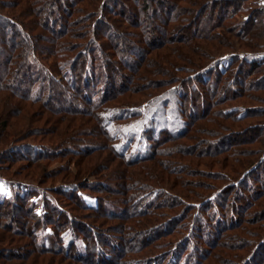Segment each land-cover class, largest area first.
Segmentation results:
<instances>
[{
    "label": "trees",
    "instance_id": "1",
    "mask_svg": "<svg viewBox=\"0 0 264 264\" xmlns=\"http://www.w3.org/2000/svg\"><path fill=\"white\" fill-rule=\"evenodd\" d=\"M1 40L0 132L4 142L23 139L0 152V162L70 166L101 152L109 166L82 170L78 185L0 194V245L9 246L0 247V264L47 256L48 264H264L259 1L0 0ZM214 49L231 50L225 64ZM151 90L178 94L156 110L160 129L152 116L143 123L142 113L126 111ZM38 104L60 143L24 141L42 134L24 113ZM168 113L182 121H165ZM17 117L25 121L11 128ZM133 120L146 130L145 145L113 124ZM108 167L112 174L98 178ZM90 175L98 181L88 185ZM7 208L24 226L11 236Z\"/></svg>",
    "mask_w": 264,
    "mask_h": 264
},
{
    "label": "rangeland",
    "instance_id": "2",
    "mask_svg": "<svg viewBox=\"0 0 264 264\" xmlns=\"http://www.w3.org/2000/svg\"><path fill=\"white\" fill-rule=\"evenodd\" d=\"M257 1H259V5L264 8V0H257ZM20 39L21 38H18L19 42L21 41ZM2 43H3V41L1 40L0 45ZM262 43H264V42H262ZM161 51H163V50H157L156 52H154L153 55H151V57L153 56V58H154V55L158 54ZM236 51H237L238 55H240V56L245 55L244 50H236ZM253 51L254 52H261L260 54H264V44H263V47L261 49H255ZM229 52H231V50L230 51H227V50L223 51L222 50L219 52L216 49H214V50L210 51V53L213 54L215 58H218V57L221 58L222 56H224L221 59L224 62V64L226 62V59L228 57H230V55L227 54ZM0 61H1V59H0ZM159 79L160 80H168L167 77H159ZM158 92L159 91L151 90V92H148V93H152L153 95H151V96H153V97H151V96H149V97L145 96L143 98L139 97L138 100L132 101V103L129 104V106H131V107L126 108L127 109L126 111L127 112L136 111V112L142 113L144 115V118H142L143 123H146V119L147 118L150 119V116H152L151 117L152 120L155 119V122L158 121V123H159V124L158 123L156 124V128L160 129L162 127L160 125V123L163 122V118L161 116V111H159V113L157 114L156 110L159 109V105H161V102H163L164 99H170V100L177 99L178 94L174 95V94H167L166 93L165 95H159L158 96ZM0 97L3 98V94H1ZM4 104L5 103L0 102V129H1V125L3 124L2 123L3 120H2L1 116H2V114L6 113L5 112L6 108L4 107ZM120 105L121 104L113 103L112 106H115L118 109H115L112 111H115L116 114L123 112L121 110L122 108H120ZM169 109L172 110L173 112H176L177 109L179 110L178 106L176 105V103H174V101H173V103ZM31 110L26 109V111L24 112L25 114L31 115L30 116L31 119H29V122L37 123V125H39L41 127V129H43V130H41L39 132V133H42V134H40L41 136H39L38 134H36L35 137L31 136V137L26 138V136H25L24 139H26V140H24V141L27 143L28 142H35V143H41V142L55 143V142H57V143H60L59 142L60 132H58L54 129V123L51 124L49 122H46V119H48V117L44 114H38V112L40 110H43L42 106L40 104H38V105H36L35 108H33L32 111ZM20 119L22 120L23 118L17 117V118L11 119L10 120V124H11L10 127L12 128L15 125L21 124ZM78 119H85V120H89L91 123H94V120L92 118L80 117ZM166 119L167 120H165V121H168L169 123H171L174 126H176L175 122L182 121L181 118L180 119L177 118V120H174L173 117L169 115V113L166 115ZM113 124H114V127L116 129H119L120 134H123V132H126L125 134L130 133L131 135H132V133H136L135 135H137V142H135V143H141V144L145 145L146 140L144 138L145 135L143 137V133L145 134L146 130L144 128H140V125L138 124V122H136V120L130 121L129 124H126V123H124V124L113 123ZM31 133H33V132H31ZM2 138H3V135H1V132H0V152L5 151V150L9 149L11 146L18 144L17 143L18 141L20 143L22 141L21 139H23V137H21V138L20 137L19 138H17V137L11 138L10 137L9 139H7V142H4V140ZM141 144H139V145H141ZM137 145L138 144H132L131 150L133 148L135 149ZM71 146L78 148V149L81 147L80 144H77V143H75ZM136 149H139V148H136ZM72 159L74 162L70 166L68 164V159H65L64 161L58 160L56 162L44 160V161H41V162H38L35 164H31V163L26 162V161H12V162L7 161L6 163L0 162V194L3 197H14L17 193H24V192L28 193L31 191L32 192L37 191L39 193V192H44L45 189L46 190H48V189L52 190V189H55L56 187L60 186L64 182H67V184H75V185L77 183L78 184L79 183H85L82 180V178H83L82 177L83 175L81 174L82 170L89 169V167L90 168L92 167V169L95 170V168L102 161L107 163V166H109L108 165L109 161H104L105 159H108L107 156H105V154H101V152L100 153L97 152L96 154L94 153L91 156H86V157L85 156L84 157H78L77 156V157H74ZM66 165H68L70 167L68 169L71 170V173L67 174L64 172V173L60 174V171H62ZM68 169H66V170H68ZM104 170L99 175V177L90 175L88 178L89 179L88 185H91V184L97 182L98 181L96 179L97 177L101 178V176L104 177L107 174H112L111 173L112 168L110 169L108 167V168H105ZM202 170H205V169L202 168ZM79 172H80V175H79ZM64 176H66L67 181H63ZM188 178L191 179V181L193 179L192 177H188ZM198 179L199 178H197L195 180H198ZM80 185H82V184H80ZM85 197L89 203L95 204L91 198H89L87 196H85ZM39 198L40 197H37L34 200L37 201ZM66 203H69V202L65 201V202H63V205L65 206ZM8 211H10V213H9L10 215L9 214L8 215L11 217L12 216L11 214L13 211L11 210V208H7V213H8ZM37 211L40 213L41 208H37ZM80 213L81 214L80 215L78 214L77 216H83L84 217L86 215L85 212H80ZM18 214H20V213L18 212L15 215L18 216ZM10 217H7V219H6V221H8V223H9L8 229L12 230V231L7 232L9 234V236H11V233L13 232V230L18 229V227H24V226H22L21 222H17L15 220V218H12V217L10 218ZM85 222L90 223L89 221H85ZM116 223L117 222H115V221L111 222V224H116ZM111 230H112V228H108V229L103 228V227L98 228V231H102L105 233L106 232L112 233ZM2 232H4V231L0 227V234ZM1 246L9 247V246H5V245H0V247ZM32 257H34V256H32ZM49 257L50 256H47L46 258L45 257L41 258L43 260L38 262V264L50 263L52 260H50ZM15 263H22V262L16 261V262H9L6 264H15ZM28 264H30V263H28Z\"/></svg>",
    "mask_w": 264,
    "mask_h": 264
}]
</instances>
